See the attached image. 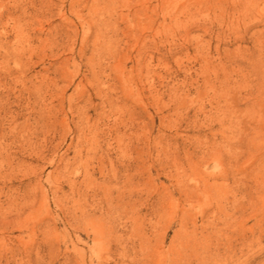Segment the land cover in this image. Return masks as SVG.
<instances>
[{
  "label": "rangeland",
  "instance_id": "rangeland-1",
  "mask_svg": "<svg viewBox=\"0 0 264 264\" xmlns=\"http://www.w3.org/2000/svg\"><path fill=\"white\" fill-rule=\"evenodd\" d=\"M0 264H264V0H0Z\"/></svg>",
  "mask_w": 264,
  "mask_h": 264
}]
</instances>
